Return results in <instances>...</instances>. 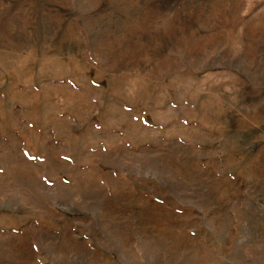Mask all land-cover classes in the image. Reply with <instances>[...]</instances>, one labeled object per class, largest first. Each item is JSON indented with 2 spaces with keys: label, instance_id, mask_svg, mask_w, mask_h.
Segmentation results:
<instances>
[{
  "label": "rangeland",
  "instance_id": "374dc122",
  "mask_svg": "<svg viewBox=\"0 0 264 264\" xmlns=\"http://www.w3.org/2000/svg\"><path fill=\"white\" fill-rule=\"evenodd\" d=\"M0 264H264V0H0Z\"/></svg>",
  "mask_w": 264,
  "mask_h": 264
}]
</instances>
